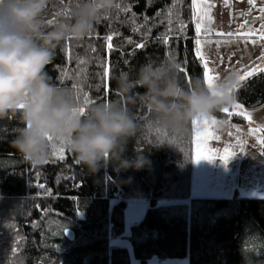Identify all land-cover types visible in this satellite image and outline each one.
Instances as JSON below:
<instances>
[{
	"label": "trees",
	"instance_id": "1",
	"mask_svg": "<svg viewBox=\"0 0 264 264\" xmlns=\"http://www.w3.org/2000/svg\"><path fill=\"white\" fill-rule=\"evenodd\" d=\"M74 2L51 0L45 23H52L57 10L69 12ZM117 4L126 10L115 7L85 40L67 42L56 50L45 69L52 83L70 90L82 106L106 103L118 98L115 77L134 73L148 60L171 58L184 69H179L184 87L197 80L206 84L195 40L219 36L210 27L197 34L192 0H117ZM181 21L183 33L178 31ZM166 34L167 44L160 39ZM141 43L145 47H136ZM239 84L234 103L247 109L264 105V68ZM129 107L140 128L125 155L145 159L139 170L117 172L109 165L89 174L64 148L54 149L44 165L32 167L11 147L15 128L22 126L19 120H0V264H130L126 248H110L109 238L123 235L126 200L131 197L148 202L143 219L131 226L128 236L140 264L184 258L188 264H264V199L235 191L231 198L158 204L190 197L192 123L180 131L161 129L142 106ZM212 119L233 125L245 122L224 111ZM261 151L264 156V145Z\"/></svg>",
	"mask_w": 264,
	"mask_h": 264
},
{
	"label": "clouds",
	"instance_id": "2",
	"mask_svg": "<svg viewBox=\"0 0 264 264\" xmlns=\"http://www.w3.org/2000/svg\"><path fill=\"white\" fill-rule=\"evenodd\" d=\"M50 4L0 0V120H19L22 126L15 128L11 147L32 167L64 148L89 174L109 165L117 172L139 170L145 159L125 155L140 128L129 105L142 106L161 129L180 131L234 103L236 74H224L211 87L197 80L186 88L180 65L165 58L115 77L117 99L82 106L70 90L52 83L45 69L63 44L80 43L92 34L117 0H75L69 12L57 10L49 25L45 14Z\"/></svg>",
	"mask_w": 264,
	"mask_h": 264
},
{
	"label": "rangeland",
	"instance_id": "3",
	"mask_svg": "<svg viewBox=\"0 0 264 264\" xmlns=\"http://www.w3.org/2000/svg\"><path fill=\"white\" fill-rule=\"evenodd\" d=\"M257 2L263 8L264 0H257ZM236 3L246 4V0H228L227 3H225V0H196V3L193 4L195 31L197 32V23L201 22V30L210 27L213 33L219 36L209 39L197 38L202 41L201 51L208 53L206 60L210 77L217 76L220 79L224 74L235 71L245 79L262 67V62L257 58L262 52V40L264 39H233V36L229 37L227 35L229 32L235 35L234 29L236 30V28L233 26H236V24H233V19L235 18ZM202 11L206 12L207 16L211 18L210 24ZM254 39L259 41L252 43ZM205 41H210V43L205 44ZM217 42H219V47H217ZM202 63L204 64V62ZM213 67L215 68L214 72H212ZM234 104L239 107H234ZM225 113L243 117L244 124L233 125L229 122H221L219 126L215 124L210 128L200 129L191 122L194 151L190 197L182 201L160 200L158 204L188 203L194 198H231L235 191L243 197L264 199V156L260 143L261 134L264 132L261 131V126H264V107L261 109H247L240 104L233 103L228 107V112ZM201 132L209 134L207 147L219 150L223 154L224 149L231 146L229 151L235 150V154L226 163L218 157L212 160L194 161L199 148L205 147V145L199 143ZM238 141L243 142V151H240ZM147 208L148 202L146 199L140 197L128 198L124 211V233L121 237L109 238L110 248H126L130 264H140L134 257L132 247L128 241L130 229L133 224L143 219ZM146 264H188V258L149 259Z\"/></svg>",
	"mask_w": 264,
	"mask_h": 264
},
{
	"label": "snow or ice",
	"instance_id": "4",
	"mask_svg": "<svg viewBox=\"0 0 264 264\" xmlns=\"http://www.w3.org/2000/svg\"><path fill=\"white\" fill-rule=\"evenodd\" d=\"M227 2H228V0H225V3H227ZM248 2L250 4H253V5L255 4V0H248ZM195 3H196V0H193V4H195ZM115 7L117 9H120V10H126V9L122 8V6L120 4H116ZM261 12L264 13V8L261 9ZM202 14L205 16V18L207 19V22L210 24L211 23V18L207 16V13L202 11ZM145 19H147V17H145ZM169 23H171V20H169ZM201 27H202V23L198 22L197 25H196V30H197V34L198 35L200 33ZM245 28H247V30L249 32H253V31L259 32L260 36L264 37V24L261 25V29L257 30V29H252V28L248 27V22L245 21L244 24L240 25V28L237 29V31L243 30ZM133 30L136 31L137 29L134 27ZM172 31H173V29L169 28L168 32L171 33ZM178 31L181 32V33H183L185 31V26H184L182 21L180 22V27H179ZM207 31H209V29L205 28V32H207ZM227 35L229 37H232L233 33L229 32ZM106 39L110 41L111 40V36L106 37ZM160 39H162L165 44L168 43V35L167 34L162 36V37H160ZM237 39H240V38H237ZM129 42H131V41H129ZM257 42L258 41L255 40V39L252 40V43H257ZM204 43L208 44V43H210V41H205ZM195 44H196V48L194 49V51L196 53V56L202 62H204V65H205V72H204L205 83L211 87V86H213L215 84V82L219 79V77H217V76H211L210 77V75H209V69L207 67V60H206V56L208 55V53L201 51L202 41L200 39H196L195 40ZM108 47H109V49H111V47H112L111 44H109ZM136 47L143 48V47H145V45L143 43H141V44L136 45ZM217 47H219V42H217ZM93 51H94V49H93ZM209 51H210V49H209ZM262 57H264V54H262ZM80 63H85V61H80ZM180 70L183 71L184 69L180 68ZM214 71H215V68L213 67L212 72H214ZM233 73L236 74L238 82H240L241 80L244 79V77L240 76L237 72L233 71ZM107 74H108V70L105 69V75H107ZM249 74H251V73H249ZM239 86H240V84H239ZM84 100H85V103H89L90 102V101H88V98H87L86 95L84 97ZM234 107L238 108L239 106L234 104ZM222 111L228 112V108L222 109ZM192 123L194 125H196L198 128L203 129V128H206V127L210 128L212 125L217 124V121H215L214 119H212V117H210V118H208L205 121L194 120ZM261 131H264V126H261ZM208 136H209V134L207 132H201V134L199 136V143L205 145V147L199 148L198 154L196 155L194 161H198V160H201V159L212 160V159H215V158L218 157L222 162L226 163L228 161V159L231 158L235 154L236 151L235 150L229 151V147H231V146H229V147H226L224 149V153L221 154L219 152V150H214V149H212L210 147H207ZM237 143H238V145L240 147V151H243L244 150L243 142L242 141H238ZM260 143H261V145H264V139H262L260 141ZM39 187L43 188L44 186L43 185H39ZM48 194L51 195L50 192ZM13 251H15V249Z\"/></svg>",
	"mask_w": 264,
	"mask_h": 264
},
{
	"label": "crops",
	"instance_id": "5",
	"mask_svg": "<svg viewBox=\"0 0 264 264\" xmlns=\"http://www.w3.org/2000/svg\"><path fill=\"white\" fill-rule=\"evenodd\" d=\"M263 8H264V6H263ZM261 9L262 8L258 5L257 0H255L254 5L250 4L248 2V0H246V4L236 3L235 9H234V17L235 18L233 19V24H236V26H233V27L236 28V30L234 29L235 35H233V37H232L233 39H237V38H240V39L258 38L259 40L264 39V37L260 36L259 32H255V31L249 32L247 30V28L240 30V31H237V29H239L240 25L244 24L245 21L248 22V27H250L252 29H257V30L261 29V25L264 24V13L261 12ZM242 14H244V15H242ZM237 25H238V27H237ZM200 39H205V38H200ZM262 42H263V49L257 58V59H260V61L262 62L261 63L262 64L261 69L264 68V57H262V54H264V40H262ZM202 65H203L204 72H205V66L203 63H202ZM219 72H221V71H219ZM263 107H264V105L262 107H260L259 109H261Z\"/></svg>",
	"mask_w": 264,
	"mask_h": 264
}]
</instances>
